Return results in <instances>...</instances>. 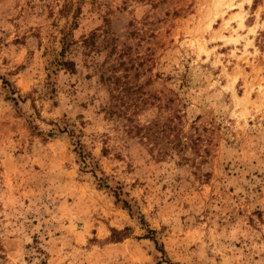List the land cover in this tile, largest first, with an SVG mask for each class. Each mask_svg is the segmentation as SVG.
Masks as SVG:
<instances>
[{
	"label": "rangeland",
	"instance_id": "1",
	"mask_svg": "<svg viewBox=\"0 0 264 264\" xmlns=\"http://www.w3.org/2000/svg\"><path fill=\"white\" fill-rule=\"evenodd\" d=\"M0 264H264V0H0Z\"/></svg>",
	"mask_w": 264,
	"mask_h": 264
},
{
	"label": "trees",
	"instance_id": "2",
	"mask_svg": "<svg viewBox=\"0 0 264 264\" xmlns=\"http://www.w3.org/2000/svg\"><path fill=\"white\" fill-rule=\"evenodd\" d=\"M87 40H84V43L86 42ZM70 47V41L68 40V38H64V43H63V48H62V52H61V56L62 58L64 57L65 55V51ZM73 65V62L72 61H65V60H60V65L64 66V67H68L70 68V65ZM115 236V234H114Z\"/></svg>",
	"mask_w": 264,
	"mask_h": 264
}]
</instances>
